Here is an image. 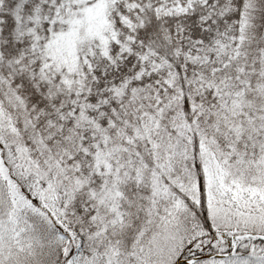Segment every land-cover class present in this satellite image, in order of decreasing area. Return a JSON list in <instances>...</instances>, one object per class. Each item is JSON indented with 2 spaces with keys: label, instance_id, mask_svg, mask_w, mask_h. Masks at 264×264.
Here are the masks:
<instances>
[{
  "label": "snow or ice",
  "instance_id": "6c2138e0",
  "mask_svg": "<svg viewBox=\"0 0 264 264\" xmlns=\"http://www.w3.org/2000/svg\"><path fill=\"white\" fill-rule=\"evenodd\" d=\"M0 264H264V0H0Z\"/></svg>",
  "mask_w": 264,
  "mask_h": 264
}]
</instances>
